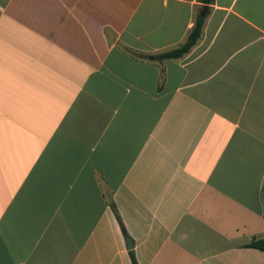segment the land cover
Instances as JSON below:
<instances>
[{
    "label": "crops",
    "instance_id": "crops-1",
    "mask_svg": "<svg viewBox=\"0 0 264 264\" xmlns=\"http://www.w3.org/2000/svg\"><path fill=\"white\" fill-rule=\"evenodd\" d=\"M124 234L264 264V0H0V264H132Z\"/></svg>",
    "mask_w": 264,
    "mask_h": 264
},
{
    "label": "trees",
    "instance_id": "trees-1",
    "mask_svg": "<svg viewBox=\"0 0 264 264\" xmlns=\"http://www.w3.org/2000/svg\"><path fill=\"white\" fill-rule=\"evenodd\" d=\"M202 2L204 4H211L212 0H202ZM201 28H202V22L198 21L193 31L191 32L188 41L184 45H182L181 47L173 51L159 55L156 57V59H177L187 54L199 40ZM115 214H116L117 220L119 221L120 225L124 229L121 217L119 216L116 209H115ZM248 246L264 252V239L253 240ZM130 256H131L132 264H139L134 254V250H130Z\"/></svg>",
    "mask_w": 264,
    "mask_h": 264
},
{
    "label": "water",
    "instance_id": "water-1",
    "mask_svg": "<svg viewBox=\"0 0 264 264\" xmlns=\"http://www.w3.org/2000/svg\"><path fill=\"white\" fill-rule=\"evenodd\" d=\"M124 238H125V241H126V245H127V249L130 251V250H133V242L132 240L130 239V237L127 235V234H124Z\"/></svg>",
    "mask_w": 264,
    "mask_h": 264
}]
</instances>
